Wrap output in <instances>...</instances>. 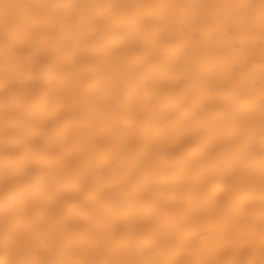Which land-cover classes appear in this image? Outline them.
<instances>
[{"label": "bare ground", "instance_id": "1", "mask_svg": "<svg viewBox=\"0 0 264 264\" xmlns=\"http://www.w3.org/2000/svg\"><path fill=\"white\" fill-rule=\"evenodd\" d=\"M259 4L0 0L40 85L17 123L0 83V260L264 264Z\"/></svg>", "mask_w": 264, "mask_h": 264}, {"label": "snow or ice", "instance_id": "2", "mask_svg": "<svg viewBox=\"0 0 264 264\" xmlns=\"http://www.w3.org/2000/svg\"><path fill=\"white\" fill-rule=\"evenodd\" d=\"M43 5H37L32 3H27L23 5H8V8L15 7H25L30 11H33L42 7ZM108 9V14L115 18L119 15L121 9L126 7H136V8H151L152 5H121V4H111L104 6ZM230 7L236 10L238 15L243 17H250L252 10L255 8L254 4L250 3H237L231 5ZM260 28H261V38L262 43H264V0H260ZM9 23H15V17L9 14ZM27 24L26 18L23 19L20 27L25 28ZM127 25H121V30L126 31ZM16 30H5V48L6 50L15 49L17 46V32ZM137 52H140V49H137ZM36 63L35 58L30 63L24 62L22 58H12L11 56L6 55L4 59V68L0 72V83H2V90L5 97V107L10 109L12 107L16 110V122L19 123L23 117V109L26 108L29 102L34 98L37 93L40 91V85L36 80H29L28 77L32 72V66ZM261 115H260V192H261V201H260V220H261V231H260V242L262 248H264V94L261 96ZM251 132V129L248 130ZM18 139V138H17ZM5 149L6 153L12 154L14 149V142L11 137L5 138ZM19 158V153H16ZM243 172V170H242ZM166 198V197H164ZM229 241H234L241 249L247 246L249 243L242 236H229ZM15 243L14 236L9 233L5 238V247H11ZM0 264H85L81 261H32V260H0ZM87 264H119V262L113 261H95L87 262ZM157 264H175V262L160 261ZM210 264H247L245 261H216L210 262Z\"/></svg>", "mask_w": 264, "mask_h": 264}]
</instances>
